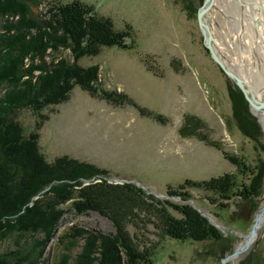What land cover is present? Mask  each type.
Instances as JSON below:
<instances>
[{
	"label": "trees",
	"instance_id": "1",
	"mask_svg": "<svg viewBox=\"0 0 264 264\" xmlns=\"http://www.w3.org/2000/svg\"><path fill=\"white\" fill-rule=\"evenodd\" d=\"M43 1L0 0V240L15 237L13 247L0 251V264H154V247L140 245L129 228L133 225L140 230L151 224L171 238L205 243L196 249L198 255L221 260L232 253L237 235L226 234L195 208L190 203L196 201L191 189L213 193L208 195L210 202L223 210L237 199L238 208L231 215L252 221L264 192V159L252 166L245 158L224 151L236 165L235 171L170 185L169 198L157 197L132 182H110L107 169L87 160L67 154L48 160L40 145V130L49 119L43 110L66 102L77 85L120 105L130 102L145 116L165 122L161 114L154 115L126 93L100 87L99 63H80L83 57L99 55L105 46L133 48L131 25L117 29L112 18L82 0L50 3L45 13H36ZM184 1L186 11L196 16L203 0L199 4ZM62 49L69 50L72 58L60 55ZM229 94L238 128L264 153V131L242 91L237 85L230 86ZM26 109L37 115L29 132L19 119ZM194 121L193 115L186 116L184 133H194ZM200 138L222 149L207 134ZM219 198L226 203L218 202ZM92 210L111 218L115 231L72 224L58 233L50 260L47 247L64 215ZM254 252L247 257V251L242 253L245 259L240 264H261Z\"/></svg>",
	"mask_w": 264,
	"mask_h": 264
},
{
	"label": "rangeland",
	"instance_id": "2",
	"mask_svg": "<svg viewBox=\"0 0 264 264\" xmlns=\"http://www.w3.org/2000/svg\"><path fill=\"white\" fill-rule=\"evenodd\" d=\"M69 1L72 0H44L35 10L45 13L50 3ZM82 1L94 5L100 15L112 18L117 29L131 25L136 42L130 49L105 46L99 55L83 57L80 63L86 66L99 63L100 87L126 93L144 109L161 114L165 123L153 115L145 116L130 102L120 105L101 98L100 92L92 95L77 85L66 102L43 110L49 119L40 130V145L48 160L65 154L87 160L107 169L109 181L124 178L128 180L125 182L139 185L157 197L169 198L170 185L235 171L236 165L225 157L224 151L245 158L252 166L264 159V153L254 148V141L240 131L233 119L229 87L236 84L211 57L197 15L191 16L186 11L184 0ZM195 1L199 4V0ZM260 1L264 6V0ZM238 9L232 1L216 0L209 14L219 47L233 64L237 61L236 45L229 47L228 39L236 26L232 17L241 15ZM262 14L264 23V11ZM59 54L72 58L67 49ZM254 61L258 70L263 67L259 60ZM263 76L264 73L260 75ZM189 114L197 119L198 124L194 121L192 125L197 126L194 133L181 129ZM19 119L29 132L34 129L37 115L26 109ZM202 134L220 143L222 149L202 140ZM261 140L264 143V136ZM191 191L196 201L192 199L190 203L194 201L226 234L237 235V245L243 241L255 216L252 221L235 219L231 214L238 208L237 199L223 210L210 202L208 195L214 196L213 193L197 188ZM260 200L261 208L264 192ZM219 201L226 203L220 198ZM72 224L106 233L115 231L112 219L105 214L95 210L82 214L70 211L47 247L50 260L56 252L58 233ZM129 228L140 245L154 247V264H221L218 256L196 254V249H202L205 243L171 238L152 224L140 230L133 225ZM14 241L13 236L0 240V251L13 247ZM254 250L256 260L264 264V227L244 255L247 257ZM242 255L227 264H240L245 259Z\"/></svg>",
	"mask_w": 264,
	"mask_h": 264
},
{
	"label": "water",
	"instance_id": "3",
	"mask_svg": "<svg viewBox=\"0 0 264 264\" xmlns=\"http://www.w3.org/2000/svg\"><path fill=\"white\" fill-rule=\"evenodd\" d=\"M238 2L245 4L243 0H237ZM259 3V14L263 12L262 3ZM256 4V3H255ZM216 5V0H203L202 4L199 6L197 10V20L200 30L203 35L204 45L209 50L211 57L215 60V62L220 66L222 71L234 81V83L239 87L242 91L245 99L247 100L251 112L257 117L258 122L262 129L264 130V76L260 77L253 76L247 79L242 75L241 70L236 67H233L229 60L225 58V56L218 49V42L216 40V36L212 30L211 21L209 14L212 12L213 8ZM261 18L259 17L255 21V26L259 27L261 22ZM263 47V46H261ZM250 79V81L248 80ZM253 81V83H252ZM263 117V119H262ZM118 182L128 181L127 179L113 178L110 179ZM191 203L199 208L198 205L191 201ZM200 209V208H199ZM201 213L206 216L213 224L219 227L217 223L202 209H200ZM264 227V205L258 210L255 215L254 223L252 224L251 230L247 235H243V241L240 242L234 251L229 255L225 256L221 259V264H227V262L237 259L242 253L246 252L257 239L259 231ZM51 253L49 254L50 259Z\"/></svg>",
	"mask_w": 264,
	"mask_h": 264
},
{
	"label": "bare ground",
	"instance_id": "4",
	"mask_svg": "<svg viewBox=\"0 0 264 264\" xmlns=\"http://www.w3.org/2000/svg\"><path fill=\"white\" fill-rule=\"evenodd\" d=\"M228 1L234 2V4L239 7V12L241 13V15L237 14L238 17L236 15H232L234 16L232 18H234V24L236 26L233 34H231V37L228 39L229 47L233 48L236 45L235 53L237 56V61L233 64L231 59H229L226 55L225 58L229 60V63L233 67L235 66L239 68L242 72V75H244L246 78H251L255 75L260 76L264 73V23H262L263 14H259L258 2H262L260 0H243L245 1V4H242L240 2L239 4L238 2H236L237 0ZM262 8L264 11L263 3ZM259 17L262 18L257 30L255 21ZM217 45L219 51L224 55V52L223 50L221 51L219 44ZM253 59L259 60V63L261 64V66H263L262 68L259 67L260 71L258 70V64L256 63V61L253 62ZM248 80L250 81V79Z\"/></svg>",
	"mask_w": 264,
	"mask_h": 264
}]
</instances>
